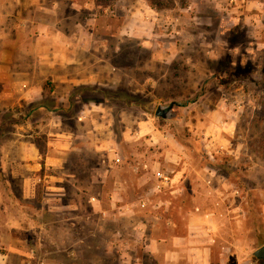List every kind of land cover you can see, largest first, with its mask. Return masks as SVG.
Returning a JSON list of instances; mask_svg holds the SVG:
<instances>
[{"label": "rangeland", "instance_id": "1", "mask_svg": "<svg viewBox=\"0 0 264 264\" xmlns=\"http://www.w3.org/2000/svg\"><path fill=\"white\" fill-rule=\"evenodd\" d=\"M37 1H55L59 16L76 3L69 72L95 82L62 104L47 98L53 118L23 126L34 106L21 117L0 107V145L29 134L58 159L46 165L43 153L35 195L8 203L10 218L0 205V253L23 242L32 264H157L151 245L184 234L190 211L215 207L213 264H264L253 256L264 244V0ZM228 180L240 191L218 204L213 191Z\"/></svg>", "mask_w": 264, "mask_h": 264}, {"label": "crops", "instance_id": "2", "mask_svg": "<svg viewBox=\"0 0 264 264\" xmlns=\"http://www.w3.org/2000/svg\"><path fill=\"white\" fill-rule=\"evenodd\" d=\"M93 2L92 0L91 3ZM56 4L55 1H50L43 5L37 0L0 1V107H20L15 112L21 117L24 114V105L34 106L25 112L21 126L28 121L37 122L44 115L47 119L53 118L48 115L53 112L48 108L49 102L45 101L47 98H56L59 104H62L60 100L67 101L74 87L91 86L95 82L86 76L69 72L79 64L74 60V47L80 36L77 26H80L81 22L78 18L70 19L75 16L72 14L74 10H78L75 8L76 3L73 5L72 1L63 16L56 14ZM95 4L94 11L100 16L99 8H102V4L97 1ZM127 6V11L134 8L132 3ZM44 12L47 13L46 18H43ZM134 15H127L128 24L136 22ZM137 21L144 22L142 19ZM37 57L47 60L41 63L43 59L37 60ZM46 80L51 81L50 87L45 84ZM50 135L56 134L47 133V136ZM30 136L32 135L15 133L14 137L6 138L3 146L0 145V172L4 176L1 187L5 191V196L0 195V205L6 218L11 217V207L8 203H16L21 198H32L35 195L40 180L43 153L46 155L44 164H58V159L50 156L51 150H54L52 143L47 140L44 152L35 142L24 139ZM13 180L18 181V191ZM228 185L233 183L228 180L227 184L222 183L223 188L213 191L218 204L224 200L231 201L234 191H240L239 188L229 191ZM196 210L187 213L188 224L184 234H175L172 236L173 240L163 239L155 244L156 247L151 245V249L157 248L163 254L160 258H154V262L157 259V264H213L212 251L218 247L217 238L222 231L220 216L223 215L215 207L209 212ZM220 248L225 249V246ZM4 249L6 251L0 253V264H10L12 255L18 256L21 264L34 262L29 253L25 252L32 251L28 244L15 242ZM224 256L218 258V264L226 263ZM43 264L64 263L48 260Z\"/></svg>", "mask_w": 264, "mask_h": 264}, {"label": "water", "instance_id": "3", "mask_svg": "<svg viewBox=\"0 0 264 264\" xmlns=\"http://www.w3.org/2000/svg\"><path fill=\"white\" fill-rule=\"evenodd\" d=\"M172 105H169V108H171ZM168 109L166 108H162V107H158L155 111V115L159 116V117H165L166 113H167ZM253 256L257 259V260H262L264 261V244L262 246H260L259 248H257L254 252H253Z\"/></svg>", "mask_w": 264, "mask_h": 264}, {"label": "built area", "instance_id": "4", "mask_svg": "<svg viewBox=\"0 0 264 264\" xmlns=\"http://www.w3.org/2000/svg\"><path fill=\"white\" fill-rule=\"evenodd\" d=\"M160 176H162V179H163L162 182H163V183H164L165 180H168V179H169V177H167V176H165V175H164V176H163V175H160Z\"/></svg>", "mask_w": 264, "mask_h": 264}, {"label": "trees", "instance_id": "5", "mask_svg": "<svg viewBox=\"0 0 264 264\" xmlns=\"http://www.w3.org/2000/svg\"><path fill=\"white\" fill-rule=\"evenodd\" d=\"M173 107V106H172ZM172 107L171 108H169V105L168 106H166V107H162V108H166V109H168V112L170 113V110L172 109ZM168 113V114H169ZM168 114L166 115V116H168Z\"/></svg>", "mask_w": 264, "mask_h": 264}, {"label": "flooded vegetation", "instance_id": "6", "mask_svg": "<svg viewBox=\"0 0 264 264\" xmlns=\"http://www.w3.org/2000/svg\"><path fill=\"white\" fill-rule=\"evenodd\" d=\"M169 112L167 111L166 115L168 114Z\"/></svg>", "mask_w": 264, "mask_h": 264}]
</instances>
